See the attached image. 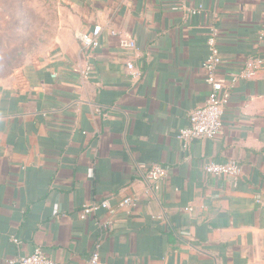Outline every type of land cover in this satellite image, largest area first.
I'll list each match as a JSON object with an SVG mask.
<instances>
[{
    "label": "crops",
    "instance_id": "1",
    "mask_svg": "<svg viewBox=\"0 0 264 264\" xmlns=\"http://www.w3.org/2000/svg\"><path fill=\"white\" fill-rule=\"evenodd\" d=\"M62 3L45 53L0 82V264L38 247L84 264L98 245L108 264H264V67L233 89L215 139H178L209 93L212 27L221 72L264 59V0ZM95 26L100 47L89 51L77 35ZM88 65L87 77L76 71ZM229 161L240 178L204 170ZM154 165L168 170L157 190ZM128 197L136 207L120 205ZM106 199L115 213L81 219L84 204Z\"/></svg>",
    "mask_w": 264,
    "mask_h": 264
},
{
    "label": "built area",
    "instance_id": "2",
    "mask_svg": "<svg viewBox=\"0 0 264 264\" xmlns=\"http://www.w3.org/2000/svg\"><path fill=\"white\" fill-rule=\"evenodd\" d=\"M202 9V7H200ZM103 28L95 26L90 32L78 33L77 38L85 48L89 51H95L100 47V36ZM111 34L115 36L122 49L137 50V42L134 38L125 32L112 30ZM219 30L212 27L207 40L208 57L203 64L204 80L209 87V93L203 106L197 107L190 114V125L179 131L178 139L185 143L191 144L195 140H213L222 131L224 125V115L226 107L231 99L232 91L236 85L242 80H251L257 78L260 71L264 67L263 58L249 59L244 67L237 72H221V65L223 63L220 49L218 46ZM92 70L90 65L77 69L83 77H87ZM127 70L134 79H138L141 75L134 63H127ZM55 76V75H54ZM206 173L214 176H228L238 179L243 174V169L236 161H229L227 163L209 162L205 165ZM168 177V170L162 166L154 165L149 168L146 179L151 185L152 189L157 190L161 181ZM138 199L128 197L121 202L124 208H134L137 206ZM101 210H107L113 214L115 211L111 206L109 199L102 202H90L83 205L80 212V217L83 220H88L90 217L96 215ZM112 221L107 220L103 227L105 229L112 228ZM10 264H59L54 259L49 257L41 247L27 256L19 257L10 262ZM84 264H108L103 262L100 254V245L97 246L95 252L90 259Z\"/></svg>",
    "mask_w": 264,
    "mask_h": 264
},
{
    "label": "rangeland",
    "instance_id": "3",
    "mask_svg": "<svg viewBox=\"0 0 264 264\" xmlns=\"http://www.w3.org/2000/svg\"><path fill=\"white\" fill-rule=\"evenodd\" d=\"M62 0H0V82L14 79L51 45Z\"/></svg>",
    "mask_w": 264,
    "mask_h": 264
}]
</instances>
